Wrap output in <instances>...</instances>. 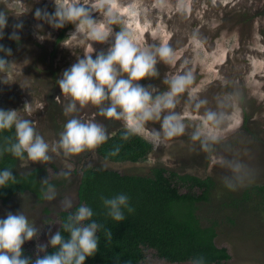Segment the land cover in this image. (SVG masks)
<instances>
[{"label":"rangeland","instance_id":"obj_1","mask_svg":"<svg viewBox=\"0 0 264 264\" xmlns=\"http://www.w3.org/2000/svg\"><path fill=\"white\" fill-rule=\"evenodd\" d=\"M88 3L94 8L92 15L101 22L111 8L118 18L110 25L113 31L128 29L142 48L163 42L174 49L176 62L158 63L159 77L145 78L140 83H151L164 90L167 86L162 83L163 76L175 73L188 59V67L196 77L193 90L207 97L210 107H215L214 98L220 93H239L235 108L230 110L232 121L219 133L224 140L218 150L229 158L243 160L248 166V179L243 187L235 191L228 189L223 182L227 170L190 140L188 131L201 122L203 109L185 112V93L175 109L184 115L185 135L153 145L145 160L109 161L97 148L70 158L62 153H50L53 159L45 164L27 157L21 160L22 172L38 167L43 169V177H52L58 197L57 201L40 200L26 191L7 202L0 200V217H6L9 212H24L39 229L38 237L22 246L24 255L33 260L37 254L44 255L38 252L37 245L46 244L49 235L60 228V214L66 210L58 206L59 199H71V211L79 204L78 188L85 167L151 175L154 167L163 166L179 174L211 177L215 181L211 199L199 204L198 216L204 226L217 221L216 244L227 248L231 255L219 264H264V201L254 190L255 186L264 184V0H88ZM45 7L49 12L54 11L55 0H0V12L8 19L0 43L12 49V55L6 57L12 62L10 67L0 70L3 79L0 108L18 110L52 144L71 118L63 112L70 97L61 92L57 80L79 57L106 51L109 42L75 34L72 23L54 28L38 20L35 9ZM21 21L23 28L15 29L13 25ZM38 23L43 27L37 28ZM13 31L19 32V40L10 38ZM193 33L197 34L195 39ZM71 115L100 124L108 135L124 128L121 120L101 115L98 107L91 104ZM158 127L159 122H149L142 136L149 140L151 130ZM66 163L72 165L70 178H57L55 173L64 169ZM141 264H190V261L171 263L159 257L155 249L145 247Z\"/></svg>","mask_w":264,"mask_h":264},{"label":"clouds","instance_id":"obj_2","mask_svg":"<svg viewBox=\"0 0 264 264\" xmlns=\"http://www.w3.org/2000/svg\"><path fill=\"white\" fill-rule=\"evenodd\" d=\"M55 10L49 12L47 7L36 8L34 16L54 28H62L67 23L75 26V34H83L98 42H109L107 50L79 57L75 63L65 69L57 80L59 88L69 102L64 106L65 116H70L59 133V139L50 144L36 131L33 122L19 115L15 109L0 108V132L14 129V140L5 138L0 145V157L10 153L14 157L27 158L33 162L47 163L53 157L50 153L65 158L79 155L85 150H94L104 144L109 136L106 129L96 122H85L73 113L79 108L91 104L97 106L100 114L108 118H115L123 122L125 129L122 139L128 140L134 135H143L149 122H159L158 128L151 130L150 142L159 146L166 141L185 135L186 124L184 115L176 111L180 98L187 94L185 112H201L202 120L188 131L189 138L194 145L215 157L220 167L227 170L223 176L225 186L230 190L243 187L248 179V166L239 158H229L220 153L218 146L224 137L219 133L228 127L232 121L231 109L235 108L238 92H225L215 96V107H210L207 97L194 92L193 83L196 79L185 59L175 73L163 76L162 83L167 87L159 90L151 83L142 84L145 78L159 77L158 63L174 64L175 51L167 43L153 44L141 47L132 33L121 28L113 31L110 25L117 22V17L111 8L105 13V21L101 22L92 13L94 8L88 0H55ZM7 16L0 12V40L4 37L3 29L7 26ZM23 22L13 25L15 29H22ZM37 28L43 24L38 23ZM197 37L193 33V39ZM11 39L19 40V32L13 31ZM0 70L10 67L11 61L6 57L12 55V49L0 43ZM3 80V79H0ZM79 105V108H78ZM120 146H115L109 153L118 155ZM72 165L65 164V168L56 172L57 178H70ZM17 180L11 168H0V189L8 187ZM49 175L41 180L44 199L57 201V189L51 182ZM101 201L107 215L114 221H125V210L134 212L127 194L119 193L111 197L101 196ZM58 206L64 210L73 208L69 198L59 199ZM93 209L87 204H80L74 211H70L62 223V230L49 235L46 244L37 245L38 252L33 260L23 253L25 241L36 239L39 229L31 222L24 212L0 217V264H85L88 257L93 256L100 244L99 230L103 227L96 220ZM67 233V237L64 235ZM110 242L112 232L105 231ZM51 247L52 252L47 249ZM190 264H207L203 255L195 256Z\"/></svg>","mask_w":264,"mask_h":264},{"label":"trees","instance_id":"obj_3","mask_svg":"<svg viewBox=\"0 0 264 264\" xmlns=\"http://www.w3.org/2000/svg\"><path fill=\"white\" fill-rule=\"evenodd\" d=\"M125 129L120 128L108 135V140L97 147L98 153L113 162H139L145 160L153 150V144L142 135L123 140ZM10 137L14 140V129L0 132V145ZM119 145L118 155H109ZM24 158L5 153L0 157V168H11L17 180L0 189V200L7 202L19 193L29 191L38 199H44L41 191L43 169L28 172L20 170ZM215 181L211 177L201 178L192 174H179L166 167L156 166L151 175L121 173L111 168L87 166L84 168L78 188L79 204L93 209L92 219L103 225L99 230L98 251L88 257L85 264H141L145 259V247L156 250L157 255L171 263L191 261L203 255L207 264H219L230 259L227 248L216 244L217 221L204 226L198 216L201 202L211 199ZM181 187H187L182 191ZM199 188L200 192H195ZM264 201V184L255 186ZM124 193L134 212L125 210V221L117 222L107 215L101 196L111 197ZM248 190L245 191V196ZM75 210V209H74ZM73 210V211H74ZM61 212V226L69 212ZM105 231L112 232L109 242ZM67 237V233H64ZM49 253L53 251L50 247Z\"/></svg>","mask_w":264,"mask_h":264},{"label":"flooded vegetation","instance_id":"obj_4","mask_svg":"<svg viewBox=\"0 0 264 264\" xmlns=\"http://www.w3.org/2000/svg\"><path fill=\"white\" fill-rule=\"evenodd\" d=\"M44 177L43 176H41V179H43ZM246 191V190H245ZM255 191H256V194L257 195H259L261 198L263 197L262 196V194L259 192V191H257V189H255ZM244 196H245V192H244ZM60 221H61V217H60ZM60 226H61V223H60ZM189 262V261H188Z\"/></svg>","mask_w":264,"mask_h":264},{"label":"water","instance_id":"obj_5","mask_svg":"<svg viewBox=\"0 0 264 264\" xmlns=\"http://www.w3.org/2000/svg\"><path fill=\"white\" fill-rule=\"evenodd\" d=\"M112 169V168H111ZM80 186V185H79Z\"/></svg>","mask_w":264,"mask_h":264}]
</instances>
